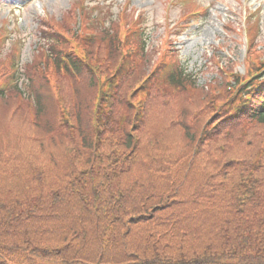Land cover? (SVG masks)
<instances>
[{"label": "trees", "instance_id": "obj_1", "mask_svg": "<svg viewBox=\"0 0 264 264\" xmlns=\"http://www.w3.org/2000/svg\"><path fill=\"white\" fill-rule=\"evenodd\" d=\"M83 85L76 87L77 101ZM59 89L70 113L61 129L60 114L32 142L67 139L61 171L0 159V264H264L262 162L255 167L232 155L218 134L199 140L202 131L188 124L182 132L190 144L176 139L166 148L162 137L152 136L140 158L145 120L138 114L132 124L133 109L124 100L126 122L118 109H100L93 129L92 104L75 108L68 86ZM35 95L38 130L45 106ZM214 135L220 141L211 146ZM163 148L171 163L165 190L156 186L160 170L153 164ZM198 169L203 189L185 179Z\"/></svg>", "mask_w": 264, "mask_h": 264}, {"label": "rangeland", "instance_id": "obj_2", "mask_svg": "<svg viewBox=\"0 0 264 264\" xmlns=\"http://www.w3.org/2000/svg\"><path fill=\"white\" fill-rule=\"evenodd\" d=\"M131 1L133 2L131 5L133 12H141L144 15L143 24L145 30L142 42L145 45L147 60L152 59L153 62L161 44L165 39V24L163 16L165 0ZM202 1L206 5L213 2V7L202 20L200 29L197 30L198 32L195 35L188 37L181 35L180 39L176 40L177 42H182L185 47L184 51L180 54L181 66H185L187 74L191 75L193 81L200 89H203L200 94H197L194 97L189 96L186 98V105L191 102L190 107L193 110V113L200 112L201 114V119L195 126L196 130L202 131L199 140H201L203 136L206 137V134H218L222 139L223 147L231 149L232 155L245 156L249 160H253V162H262L263 165L264 159H258V155H260V158L264 157V129L250 127L249 124L253 125V123L246 122L242 129L232 130L229 132L213 131V128H215V121L218 119V115H215L214 112H216L218 106L224 104L231 97V93L227 90L226 85L218 84L219 81L223 80V78L219 73L220 70L218 69L217 64H215L214 61H218L221 65L226 67L230 64L229 59L224 57L218 50V42L225 44V47L231 52L233 57L232 61L235 62L234 68L240 67L241 71L244 70V66L242 67L243 45L241 40H239L238 34L235 33V29H239V18L237 17V12L240 7L239 0ZM77 2V0H37L25 11L20 20L24 30L21 38H23L25 44L23 65H26L27 63L31 64L38 59L37 57L40 55L38 48L40 45L47 47L54 46L56 49L59 46L61 47L59 42L51 41L45 37V35L49 37L48 33L41 35L40 29L44 26L41 7L44 6L47 8L48 15L53 17L52 21L56 22L58 26L62 23L66 24L68 30L72 31V27L74 26L76 28L77 25V21L75 19ZM124 2L125 0H109V10L112 12L114 19H118V13ZM6 14L7 7L4 6L3 2H0V22ZM181 14L180 10L175 11L176 20L181 16ZM227 24H230L232 28L227 26ZM259 45L264 48V22ZM152 51H154V54H152ZM1 58L3 59V63H8V60L4 55L1 56ZM97 66L99 69H102L100 72L102 73L100 75L101 82L108 80V83H112L115 80L117 83L115 75V71L118 69L117 65L114 64L115 67L113 66V71L110 70L108 63L106 62H104L103 67L100 63H97ZM26 68L29 69L28 67ZM25 69L24 71L23 69L21 70L23 74L21 82L22 79L23 81L26 80L24 77L31 78L35 74L44 76V70H41L40 68H38L37 71ZM15 77H18V75ZM120 82H122V79L119 80L118 83ZM41 84L45 85V81H42ZM216 86L222 91V95L215 93L219 90H215ZM96 87L97 84L94 79H91L88 83H84L78 91V100L81 105L86 104L88 106L95 100ZM51 89L53 90V88ZM39 92L42 97H45H41L45 110L39 120L40 126L33 134L29 125L30 122L28 123L26 117L16 113L17 110L14 105L15 100L13 98L11 99L10 97L8 98L9 100L0 102V159L7 158L8 162L13 161L16 166L20 168L24 167V169L32 167L31 163H36L38 166L47 167L53 172H58L61 171V166H64L67 162L65 158L67 139L64 141L59 140L58 143L55 144L45 141L42 138H40L37 144L32 142V137L34 135L45 137L48 132V128H52V125L55 124V120L59 115L58 110L55 107L57 104L54 105L52 99L47 97L48 95L44 92V90L39 89ZM128 100H131V98ZM194 100L198 101L193 104L192 101ZM132 101L137 104V106L144 105L146 107L145 124L140 134L143 137V141L140 144V158L145 155L143 147L150 144L153 138L162 137V144L166 148L173 147L176 139L183 144L184 142L186 144H190V142L184 138L181 128L177 125H174L173 127L172 115L152 103L151 96L146 92V90L142 93L139 92L138 96L135 95L134 97L133 95ZM73 102L75 103L74 100ZM176 112H178V110H176ZM125 113H127V111H125ZM128 116L129 114L126 117ZM169 126H171L173 130L171 133L166 132V129ZM36 131L39 132L36 133ZM216 137L217 135H214L211 138L213 140L211 146H216V142L220 141V139L214 140ZM122 152V155H127L126 158L129 157V153L126 149ZM189 155H192V153L189 152ZM160 156H157L156 161L153 163H157L154 170H160V183L157 181L156 186L165 190V183L167 181L166 175L171 172L170 156L165 151V148L161 149ZM26 157L27 159H25ZM202 159L203 157L201 156L200 160ZM157 160L159 161L157 162ZM191 160L192 159H190V161ZM189 162L188 160L182 161L181 165H188ZM145 163H148V159H146ZM145 167H148V164H145ZM183 169L184 167L178 172L181 178H183ZM135 174L129 178L130 181L134 180ZM137 177L139 179L145 178L140 172ZM186 177L187 178L185 179L189 178L188 183L190 186L203 189L205 178L202 170L198 169L194 172L189 170Z\"/></svg>", "mask_w": 264, "mask_h": 264}]
</instances>
